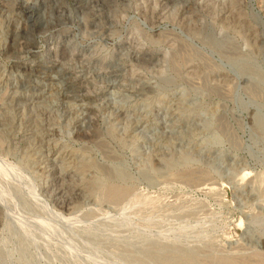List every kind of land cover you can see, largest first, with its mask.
Wrapping results in <instances>:
<instances>
[{
    "label": "rangeland",
    "instance_id": "374dc122",
    "mask_svg": "<svg viewBox=\"0 0 264 264\" xmlns=\"http://www.w3.org/2000/svg\"><path fill=\"white\" fill-rule=\"evenodd\" d=\"M0 264H264V0H0Z\"/></svg>",
    "mask_w": 264,
    "mask_h": 264
},
{
    "label": "bare ground",
    "instance_id": "6f19581e",
    "mask_svg": "<svg viewBox=\"0 0 264 264\" xmlns=\"http://www.w3.org/2000/svg\"><path fill=\"white\" fill-rule=\"evenodd\" d=\"M25 10V12H31V14H30V17H29V19L32 17V15L33 14H38V10H37V8L36 7H30V8H25L24 9ZM45 22V21H44ZM47 23V22H46ZM46 23H43V17H42V15H39L38 17H37V20L34 22V25H36V26H40V27H42V28H45V27H47V24ZM31 28H32V26H31ZM29 29V28H28ZM27 31V30H26ZM29 31V30H28ZM22 38V37H21ZM21 38H18L17 36L16 37H14L13 38V43H12V47H16V46H18V45H20L21 43H22V39Z\"/></svg>",
    "mask_w": 264,
    "mask_h": 264
}]
</instances>
